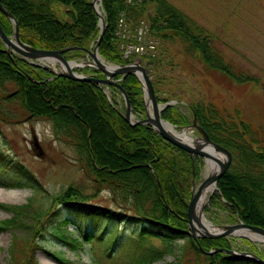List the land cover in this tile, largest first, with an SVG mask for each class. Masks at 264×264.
Listing matches in <instances>:
<instances>
[{
    "label": "trees",
    "instance_id": "1",
    "mask_svg": "<svg viewBox=\"0 0 264 264\" xmlns=\"http://www.w3.org/2000/svg\"><path fill=\"white\" fill-rule=\"evenodd\" d=\"M0 4L17 21L20 39L35 48H86L97 40L98 18L91 0H0ZM101 9L106 26L98 53L106 61L127 63L118 48V23L122 17L131 31L143 22L150 25L149 33L153 38L164 42L178 40L188 58L187 63L201 64V73L204 70L217 81V73L221 74L232 91L234 87L244 90L249 81H258L225 61L222 52L213 44V34L168 0H101ZM0 24L6 34L12 32L11 22L1 11ZM159 48L157 55L147 64L154 89L158 79L150 72L171 65L163 56L165 51ZM84 70L97 71L90 67ZM28 74L33 80L29 79ZM53 76L50 70L24 59L14 57L13 62L0 51V122H11L9 110L17 116L26 113L30 118L46 120L52 125L53 135L63 138L66 144L76 149L79 166L85 176L91 178L95 188L92 193H87L76 185H70L55 196L50 205L60 203L87 218L101 217L134 225L136 230L131 234L132 255L127 260L112 264H153L163 258L164 252H171L179 240L183 241L180 245L182 254L187 249L195 254V264H263L223 252L208 254L207 251L217 247L229 249V241L225 238L199 239L202 251L187 232L192 163L195 164L194 174L197 177L195 157L165 141L150 126L127 123L122 115L123 108L117 109L115 95L118 91L115 88H111L109 100L103 88L95 83ZM120 84L127 92L132 112L143 117L142 89L136 76L128 74ZM155 90L157 101L162 102L158 89ZM169 99L167 97L164 101ZM188 104L191 118L194 116L210 139L226 147L232 155L231 164L217 180L211 202L221 203L223 199V205L230 213L247 224L264 228V129L258 130L251 120H244L238 112H235V117L232 114L229 116L211 102L195 99ZM161 117L179 127L189 124L187 116L176 105L166 106L161 111ZM28 178L34 180L33 176ZM156 179L160 182L164 199ZM0 185L30 186L36 191L40 187L36 182L24 181H1ZM104 188L118 204L117 210L89 203L98 193L97 190ZM0 208L11 213L9 218L0 220V232L7 230L12 233L8 248L10 261L38 264L34 258L37 244L33 238L24 244L26 257H16L19 246L16 236L20 233L17 230L27 229L25 219L35 222L34 236L40 230H47L70 249L88 243L90 252L95 256L97 240H94V231H85L70 218L43 221L44 215H51L53 210H32V199L19 205L0 203ZM70 224L74 225V231L69 232ZM153 239L160 241L161 249L152 244ZM111 241L112 244L115 242L113 239ZM48 254L60 262L67 261L56 252ZM177 260L176 263L166 264H181L182 256Z\"/></svg>",
    "mask_w": 264,
    "mask_h": 264
},
{
    "label": "rangeland",
    "instance_id": "2",
    "mask_svg": "<svg viewBox=\"0 0 264 264\" xmlns=\"http://www.w3.org/2000/svg\"><path fill=\"white\" fill-rule=\"evenodd\" d=\"M168 1L213 34V44L222 52L221 54L225 61L231 62L232 65L242 70L245 75L256 77L258 81H249L246 83L244 90H240L239 87L235 89L234 87L232 91L230 87L226 86V81L223 80L221 74L217 73V78L219 77L217 81L209 77L208 73L204 70L203 74L201 73V64L193 65L190 61L187 63L188 58H186V54L182 50L183 46L178 40L169 39L164 42L151 38L154 39L152 41L155 43V53H158L159 47H161V50L165 51L163 54V56L165 55V60L171 64L165 68L161 66L162 68H158L157 71L152 70L150 72L152 75H155L156 80L158 79L155 89H158V96L162 99V102L158 103H166L164 99L170 97L169 101H175L173 104L187 116L190 124L192 118L188 106L189 101L195 99L203 100L215 104L229 116L232 114L235 117L237 115L235 112H238L244 120H251L258 130L264 129V0ZM61 16L64 18L63 15ZM147 26L148 31L150 25L147 24ZM144 36L148 39L146 34ZM0 48L9 57L10 55L8 53H14L12 54L13 59L14 57H18L26 60L30 64L40 66L37 64V61L32 63V61L30 62V60L22 58L17 53L12 52L11 49L8 50L1 41ZM86 48H89V46ZM68 52L70 53L65 56L67 59L75 60L78 63L85 61V53L83 51L71 50ZM106 62L115 64L109 61ZM46 64L49 65V69L46 68L47 70L51 72L53 70L60 71L58 65L47 62ZM197 67L199 68L198 70ZM84 69L85 67L80 68L79 72L90 76L103 77L99 71L87 72ZM73 70L76 71L77 69L74 68ZM149 76L151 77V75ZM28 77L32 79L29 74ZM53 77H55V74ZM123 78L120 76L118 79L115 77L113 79L120 82ZM140 84L142 89V83L140 82ZM99 86L103 88L107 97L110 99L112 94L111 88L114 87L106 85ZM115 96L118 103L117 109L121 110L123 108L122 115H124L122 95L118 91ZM9 111L11 112V117L9 118L11 122H0V182H36L40 187L36 191L30 186L0 185V203L19 205L26 203L28 199H32V210H43L46 208L53 210L51 215H44L43 221H53L54 219L68 217L73 223L80 224L85 231H94V240H97L96 245H94L96 251L93 257L88 243L82 244L81 247H77L76 249H70L57 238L50 235L47 230H40V233L34 236L36 231L34 230L35 222L30 219H25V226L28 225L27 229L24 231L17 230L20 233L16 236L19 241L16 257L18 259L26 257L24 254V244L30 238H33L37 244V247L34 248V258L38 264H112L114 262L120 263L123 259H129L132 255L131 250L133 245L131 242V234L135 233L136 230L134 225L120 223L115 220H106L101 217L87 218L88 216L72 211L60 203H54L53 206L50 205L52 199L66 190L70 185H76L78 186L77 188H82L87 193H92L95 188L91 178H87L79 166L76 149L66 144L63 138H58L57 135H53L50 122L30 118L26 113L17 116L11 110ZM143 117L134 114V119ZM176 129L182 131V128L176 127ZM187 132L188 136L192 138H198L200 136L198 130L193 127H188ZM35 140L42 150V155H39V149L35 148ZM110 152L112 153V151ZM196 159L198 165L197 177L193 178L191 183V187L194 184L195 188L209 173H204L205 167H207L205 161L200 157ZM148 166L150 167L149 164ZM192 170L195 173V166L192 167ZM27 172L29 174H26ZM29 176H33L34 180H30L28 178ZM156 180L159 183L160 192L162 188L158 179ZM97 192L96 196L90 199L89 203L91 205L106 207L112 210L118 209V204L112 200L108 189H100ZM212 195L210 194L204 202L202 214L214 227L221 228L222 225H232L239 221L245 223L237 215L230 213L228 208L224 207L223 204L225 202L223 199L220 200L221 203L216 202L213 204L211 202ZM162 199H164V195ZM10 216V212L0 208V220L9 218ZM44 225L48 227L45 223ZM254 226L261 227L259 225ZM68 230L69 232L74 231V225L70 224ZM106 237L109 239L104 242ZM224 238L230 243L229 249L235 252L247 251L252 254H257L260 258L264 259V243L238 236ZM11 239V232L7 230L0 232V264H18L10 261L8 248L11 245ZM111 239L115 240L113 244ZM151 242L155 247L162 248L160 241L157 239H153ZM182 243V240L176 241L172 251L169 253L164 252L163 258L153 264L176 263L179 260H177V257L180 255L182 256L181 264H195V254L192 251H188L189 249H187L183 254L181 253L180 245ZM53 252L64 256L67 261L60 262L48 254Z\"/></svg>",
    "mask_w": 264,
    "mask_h": 264
},
{
    "label": "water",
    "instance_id": "3",
    "mask_svg": "<svg viewBox=\"0 0 264 264\" xmlns=\"http://www.w3.org/2000/svg\"><path fill=\"white\" fill-rule=\"evenodd\" d=\"M91 5L97 15L98 22L97 26L99 28V34L95 43L89 45V48L77 47V46H67L58 50H45L42 48H35L21 41L19 35L18 23L13 17V15L6 10L0 4V11L10 20L12 24V33L7 35L2 25L0 24V41L3 43L5 48L11 49L12 52L17 53L20 57L32 61V63L37 61L38 65L48 68L47 63L56 64L59 66L60 71L53 70L55 77H65L71 80L84 81L95 83L98 85H106L116 88L123 98L124 106V119L130 125H147L150 126L155 132H157L165 141L171 143L177 148L191 154L197 155L198 157L204 158L205 163L207 159L210 160L209 173L206 178L198 183L195 188L193 184L191 187V195L187 204V221L188 230L187 232L195 240L200 250L202 246L199 243L200 238H222V237H244L249 240H257L264 243V229L258 226L249 225L239 221L236 224L222 225L221 228L217 227V230H208L200 221V216L202 215L204 205H201L199 216L195 213L196 204L202 194V192L207 188L208 185L213 184L216 189V182L218 178L227 170L231 164V153L228 149L221 146L218 143L211 141L205 130L198 124L196 118L193 116L192 122L188 126L181 127L182 130L188 127H193L198 130L200 136L198 138H192L190 136L184 135L182 133L167 132L162 126L161 122H165L171 127L176 128L168 121L161 118V111L164 107L172 105L175 101H169L164 104L158 103L155 97L154 87L152 85L151 78L146 70V68L138 63L132 64H111L107 63L98 53V47L102 39L103 33L105 31V20L102 13L98 10L101 8V0H91ZM1 51H4L0 48ZM71 50H81L85 53L84 62H76L75 60H69L64 56V53ZM12 61H14L12 54L8 53ZM99 58L101 60H99ZM42 63V64H41ZM82 67H91L102 73L103 77L90 76L79 72ZM77 70L74 71L73 69ZM49 69V68H48ZM127 74H134L139 81L142 83L143 99L145 105L146 115L143 118L134 119V114L132 113V108L128 95L125 89L122 87L120 82L114 80L113 78L120 75L122 78ZM31 79V78H30ZM35 148L39 149V155H42V150L39 147L38 142H34ZM221 157V159L219 158ZM159 185V183H158ZM160 194L163 197L162 191ZM211 227H214L211 225ZM240 231H244L249 234H253L256 237L251 238L246 235L237 234ZM224 252L234 256L249 257L255 259L264 264V259H261L256 254H252L245 251L235 252L231 249L225 248H215L207 253Z\"/></svg>",
    "mask_w": 264,
    "mask_h": 264
},
{
    "label": "built area",
    "instance_id": "4",
    "mask_svg": "<svg viewBox=\"0 0 264 264\" xmlns=\"http://www.w3.org/2000/svg\"><path fill=\"white\" fill-rule=\"evenodd\" d=\"M147 32V26L142 22L134 31L127 28V25L120 19L119 29L117 31L119 37L122 39L120 48L123 49L124 57L130 54H154L155 43L151 39L147 40L144 36Z\"/></svg>",
    "mask_w": 264,
    "mask_h": 264
},
{
    "label": "bare ground",
    "instance_id": "5",
    "mask_svg": "<svg viewBox=\"0 0 264 264\" xmlns=\"http://www.w3.org/2000/svg\"><path fill=\"white\" fill-rule=\"evenodd\" d=\"M98 10L102 13V9L99 7ZM120 19H122L124 21V19L121 17ZM119 19V21H120ZM99 60H101L99 58ZM42 64V63H41ZM51 64V63H50ZM161 126L167 131V132H170V133H175L177 135H180L178 133H182L184 135H187L188 136V132H187V129H184L182 131L174 128V127H171L170 125H168L167 123L165 122H161ZM219 158L221 159V157L219 156ZM211 164L210 160L207 159L206 161V165L207 167H205L206 169L204 170V173L207 174L209 172V165ZM207 172V173H206ZM214 188L215 186L213 184H210L207 186V188L202 192L197 204H196V207H195V213L199 216V212H200V207L201 205L204 204V202L207 200V197L210 196V194H213V191H214ZM200 221L201 223L208 229V230H217V227H211V223L204 217V215L202 214L200 217ZM237 234L239 235H246L248 237H251V238H255L256 236L255 235H251L249 233H246L244 231H240L238 232ZM43 264H47V263H43Z\"/></svg>",
    "mask_w": 264,
    "mask_h": 264
}]
</instances>
